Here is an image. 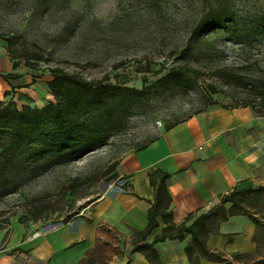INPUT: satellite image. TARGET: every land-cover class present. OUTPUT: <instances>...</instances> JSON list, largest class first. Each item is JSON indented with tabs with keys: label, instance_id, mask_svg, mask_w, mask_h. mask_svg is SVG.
Listing matches in <instances>:
<instances>
[{
	"label": "rangeland",
	"instance_id": "rangeland-1",
	"mask_svg": "<svg viewBox=\"0 0 264 264\" xmlns=\"http://www.w3.org/2000/svg\"><path fill=\"white\" fill-rule=\"evenodd\" d=\"M0 36L37 79L31 107L54 102L46 87L51 68L135 90L111 120L105 106L86 111L65 136V153L39 152L37 144L54 140L42 136L9 162L0 177V227L79 217L115 183L110 166L168 126L261 96L264 0H0ZM234 199L232 213H249L260 225L255 256L231 263L264 264V192Z\"/></svg>",
	"mask_w": 264,
	"mask_h": 264
},
{
	"label": "crops",
	"instance_id": "crops-1",
	"mask_svg": "<svg viewBox=\"0 0 264 264\" xmlns=\"http://www.w3.org/2000/svg\"><path fill=\"white\" fill-rule=\"evenodd\" d=\"M36 81L11 57L0 36V101L17 102L24 95L21 104L30 106ZM157 171L169 175L171 223L190 218L187 225L191 224L233 190L264 186V116L249 107H211L165 128L146 147L121 158L115 183L79 217L42 228L18 221L0 227V264H150L142 253L131 250L136 234L148 224L154 201L149 176ZM120 182L126 191L119 188ZM231 204L223 206L228 210ZM217 217L207 220L209 227ZM156 222L145 240L148 244L166 226L161 216ZM259 225L249 213L228 215L216 223L206 245L230 263L234 255L253 257ZM189 240L186 234L182 241L155 244L159 262L188 264L184 249ZM199 263L226 264L204 258Z\"/></svg>",
	"mask_w": 264,
	"mask_h": 264
},
{
	"label": "trees",
	"instance_id": "trees-1",
	"mask_svg": "<svg viewBox=\"0 0 264 264\" xmlns=\"http://www.w3.org/2000/svg\"><path fill=\"white\" fill-rule=\"evenodd\" d=\"M228 23H230L229 20ZM219 27L215 25L212 30H217ZM7 50L10 54L9 45H7ZM12 58L14 59V57ZM25 65L28 68L33 67L28 60ZM14 66H17L16 62ZM49 75L51 79L46 82V87L53 96L54 102H48L40 108L26 105L19 109L11 99L0 101V156L4 158L3 162L0 163V177L5 175L9 162L15 156L20 154L33 140H37L42 136H51L54 140L53 143L44 141L37 144L39 152L48 153L53 150L52 152L65 153V136H70L72 131L81 125L80 120L86 111L98 106H105L108 108L106 109L108 110L107 116L111 120L126 100L125 93L135 91L110 83L102 84L101 82L87 81L76 74H68L59 68H51ZM174 75V70H172L165 76V79H170ZM255 83H257V91L261 93L259 102L256 104L245 102L241 106L233 108L249 107L255 114L264 116V78ZM242 85L246 86L248 84L244 83ZM151 141L140 146L136 151L143 149ZM117 164L118 162L113 163L108 170V173H112L111 179L116 177ZM168 179L169 175L159 171L149 176L150 185L154 190V201L148 210L147 227L143 232L136 234L131 252L142 253L150 264H161L154 245L166 240L182 241L185 235L189 234L190 240L184 249L188 264H200L199 260L201 258L231 264L221 252L207 247V237L213 231L208 226L207 220L215 215H219L221 220H225L228 215L239 213H232V210L237 206L234 199L235 195L246 196L253 192H264V186L256 189L233 190L221 198L219 205L198 216L191 224L187 225L190 221V218H188L183 223L174 225L171 223V211L169 210L171 198L167 192ZM123 189L126 190L125 185ZM227 202L232 203L228 210L223 206ZM158 216L163 218L166 226L161 234L148 244L145 240L151 231L158 226L156 222ZM70 219L67 218L65 222ZM237 257L239 256H233L234 259Z\"/></svg>",
	"mask_w": 264,
	"mask_h": 264
},
{
	"label": "built area",
	"instance_id": "built-area-1",
	"mask_svg": "<svg viewBox=\"0 0 264 264\" xmlns=\"http://www.w3.org/2000/svg\"><path fill=\"white\" fill-rule=\"evenodd\" d=\"M124 185H125L124 183L120 182L119 188H121V190H123V191H126V190L123 189Z\"/></svg>",
	"mask_w": 264,
	"mask_h": 264
}]
</instances>
